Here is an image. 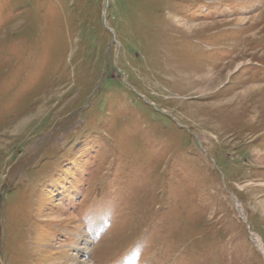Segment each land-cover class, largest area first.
<instances>
[{
  "label": "rangeland",
  "instance_id": "374dc122",
  "mask_svg": "<svg viewBox=\"0 0 264 264\" xmlns=\"http://www.w3.org/2000/svg\"><path fill=\"white\" fill-rule=\"evenodd\" d=\"M263 10L0 0V264H264Z\"/></svg>",
  "mask_w": 264,
  "mask_h": 264
},
{
  "label": "bare ground",
  "instance_id": "6f19581e",
  "mask_svg": "<svg viewBox=\"0 0 264 264\" xmlns=\"http://www.w3.org/2000/svg\"><path fill=\"white\" fill-rule=\"evenodd\" d=\"M256 1H258V2H264V0H256ZM253 2V1H252ZM260 4V3H259ZM264 15V10H263V12H261L260 14H258L254 19H256L255 21H258L262 16ZM256 242H257V247H258V249L262 252V253H264V249H263V245H262V243H261V241H260V239L258 238V237H256Z\"/></svg>",
  "mask_w": 264,
  "mask_h": 264
},
{
  "label": "water",
  "instance_id": "95a60500",
  "mask_svg": "<svg viewBox=\"0 0 264 264\" xmlns=\"http://www.w3.org/2000/svg\"><path fill=\"white\" fill-rule=\"evenodd\" d=\"M235 203H236V201H235ZM262 255H263V257H264V254L262 253Z\"/></svg>",
  "mask_w": 264,
  "mask_h": 264
}]
</instances>
